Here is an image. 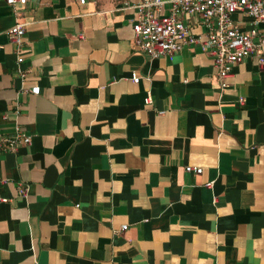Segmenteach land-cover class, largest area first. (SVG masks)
<instances>
[{"label": "crops", "instance_id": "0c3cea01", "mask_svg": "<svg viewBox=\"0 0 264 264\" xmlns=\"http://www.w3.org/2000/svg\"><path fill=\"white\" fill-rule=\"evenodd\" d=\"M140 1L0 0V133L32 136L0 153V264H264V51L222 88L200 45L138 50Z\"/></svg>", "mask_w": 264, "mask_h": 264}, {"label": "built area", "instance_id": "2783aa9c", "mask_svg": "<svg viewBox=\"0 0 264 264\" xmlns=\"http://www.w3.org/2000/svg\"><path fill=\"white\" fill-rule=\"evenodd\" d=\"M37 0H7L8 4ZM88 0H81L86 3ZM169 11L163 14L165 6ZM131 8L135 9L134 43L138 50L150 58L171 57L185 46L200 45L214 60L216 79L222 88L227 87L234 67L254 55L264 51V0H141ZM236 13L246 14L256 26L252 31H244L234 20ZM188 14H196L203 19L204 33L190 34L184 22ZM12 43L18 53L22 49L25 26L16 24L9 30ZM23 61L19 57L18 63ZM264 65V57L259 59ZM135 82H139L136 78ZM32 143V136L21 126H16L11 135L0 133V153L18 152ZM187 172L202 174L199 166H186ZM26 194L24 186H20ZM124 225L121 231L127 230Z\"/></svg>", "mask_w": 264, "mask_h": 264}]
</instances>
